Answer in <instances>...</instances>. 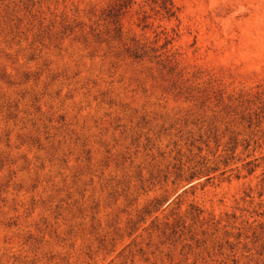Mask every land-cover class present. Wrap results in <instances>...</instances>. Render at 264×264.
Here are the masks:
<instances>
[{
	"label": "rangeland",
	"instance_id": "rangeland-1",
	"mask_svg": "<svg viewBox=\"0 0 264 264\" xmlns=\"http://www.w3.org/2000/svg\"><path fill=\"white\" fill-rule=\"evenodd\" d=\"M171 2L0 0V264H264V0Z\"/></svg>",
	"mask_w": 264,
	"mask_h": 264
},
{
	"label": "trees",
	"instance_id": "trees-1",
	"mask_svg": "<svg viewBox=\"0 0 264 264\" xmlns=\"http://www.w3.org/2000/svg\"><path fill=\"white\" fill-rule=\"evenodd\" d=\"M162 7L167 11L168 14H171V16L173 15L171 0H162ZM122 8L124 7L119 8V10H121ZM167 44H169V42H167Z\"/></svg>",
	"mask_w": 264,
	"mask_h": 264
}]
</instances>
